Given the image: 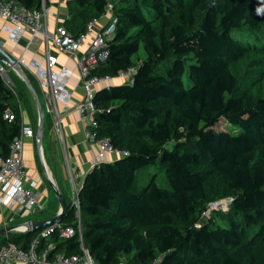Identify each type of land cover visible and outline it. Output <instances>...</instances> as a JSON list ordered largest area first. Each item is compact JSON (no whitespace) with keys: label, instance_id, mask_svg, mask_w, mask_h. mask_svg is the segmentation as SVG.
<instances>
[{"label":"trees","instance_id":"trees-1","mask_svg":"<svg viewBox=\"0 0 264 264\" xmlns=\"http://www.w3.org/2000/svg\"><path fill=\"white\" fill-rule=\"evenodd\" d=\"M15 1L36 10L41 2ZM67 8L62 25L77 37L106 12L116 19L91 75L135 71L93 96L97 136L126 154L92 167L78 186V216L70 203L60 223L80 220L94 264H264V0H67ZM10 79L12 87L0 75L3 157L28 103ZM226 198V210L203 215ZM38 233L10 232L0 247L27 249ZM36 249L49 262L81 251L77 234L57 232Z\"/></svg>","mask_w":264,"mask_h":264},{"label":"built area","instance_id":"built-area-1","mask_svg":"<svg viewBox=\"0 0 264 264\" xmlns=\"http://www.w3.org/2000/svg\"><path fill=\"white\" fill-rule=\"evenodd\" d=\"M46 0H41L39 9H28L15 0H0V19L6 21L2 27L7 37L12 41H18L26 33L39 39L44 44V56L42 60H26L23 55L14 57L23 70H29L35 78L40 89V100L44 113L50 117L51 129L59 144L65 147V138L62 125L63 112L68 111L72 91L68 86L71 73L65 67L58 66V56L53 54L47 46L50 41L56 53L68 56L75 60L78 74L82 82L83 94L74 106L79 114L80 121L84 124V137L93 141L99 148L98 158L93 161V166L104 160L105 153L126 154L113 148L109 138L98 137L95 128L98 126L96 114L100 111L93 103V96L98 88H109L114 84L116 77L91 75V69L102 62L108 56L107 41L112 36L116 19L112 18L99 31H93L96 20L86 25L85 31L78 37L69 32L63 25L50 30L46 20ZM81 47H85L81 54H77ZM8 69H13L0 61V75L8 86L13 85L8 75ZM134 68L120 72L117 76L121 82L131 80ZM17 73V72H16ZM8 76V77H7ZM20 76V75H19ZM20 116L22 119L19 133L10 143V152L7 157L0 155V206L16 207L18 211L39 213L44 210L45 204L39 201L36 191L37 183L26 175L24 162L25 138H37V125L26 121L23 104L20 103ZM9 120L13 119V113L5 114ZM38 123V122H37ZM71 177V169L67 167ZM72 206L75 207L77 216L79 211L78 185L71 179ZM230 198L215 201L209 204L205 217L213 210H226ZM12 218L4 223V228L15 226V230L26 231L24 223L14 224ZM53 232H57L62 238H70L77 234L81 251L78 254L64 256L57 255L49 262L46 259L47 250L37 252V244L41 238H48ZM15 262L25 264H94V259L83 244L82 227L77 219L76 226H64L61 223H53L39 231L35 239L27 249H22L12 243L0 247V264H13ZM149 264H157L152 261Z\"/></svg>","mask_w":264,"mask_h":264},{"label":"crops","instance_id":"crops-1","mask_svg":"<svg viewBox=\"0 0 264 264\" xmlns=\"http://www.w3.org/2000/svg\"><path fill=\"white\" fill-rule=\"evenodd\" d=\"M67 17V0H47L46 20L51 31L54 30L55 27L62 25ZM112 18L110 12L104 13L94 22L92 27L93 31H99ZM5 22L4 19H0V47L13 57H20L23 55L26 60H42L45 50L44 44L41 43L39 39L32 37L30 33H26L17 42L10 40L2 27ZM47 44L49 50L58 56V66L65 67L71 73L68 86L72 91V97L71 101L68 103L70 107L68 111L63 112L62 119L65 150H63V147L59 144L53 132L54 139L47 138L44 140V136L42 137L41 146L44 150V158L48 165V172L51 174L49 178L44 168L43 161H40L36 139L25 138V172L27 176L36 181V191L39 195V201L45 204V208L43 211L39 212L38 215H35L27 211H18L16 207L9 208L7 206H0V228L4 227L6 221L7 225H10V223H8L9 218L13 219L11 223L20 224L18 221H23L21 223L25 224V222L33 219H45L58 213L60 205L48 184V179L59 187L66 202L70 204L72 202L71 179L79 186L84 176L92 169L93 161L98 158L99 148L95 142L87 140L84 137V124L80 121L79 114L74 109V106L83 94L82 82L78 74L75 60L56 53V49L50 41H48ZM84 49L85 47H81L77 54H81ZM27 71L30 73L29 70ZM117 83H121V79L118 77H116L114 81V84ZM23 108L25 110V120L34 121L37 125L38 119H34L32 109L27 107L26 110L24 104ZM52 133L50 136H52ZM117 156L116 153H105L104 160L101 162L114 161ZM67 167L71 169V177L68 175ZM51 246L52 243L49 244V248ZM13 264L25 263L15 262Z\"/></svg>","mask_w":264,"mask_h":264},{"label":"water","instance_id":"water-1","mask_svg":"<svg viewBox=\"0 0 264 264\" xmlns=\"http://www.w3.org/2000/svg\"><path fill=\"white\" fill-rule=\"evenodd\" d=\"M0 53H1L0 61L3 64L8 65L11 68H13V70H15L20 75V77L25 82L28 90L30 91L34 99V103L36 105L37 114H38V123H37V128H36V137H37L36 141H37V151L39 153L40 145H41L42 137H43V123H44V111L42 108L40 97L35 87L33 86L32 82L27 77L25 71L17 63L16 59L13 56H11L9 53H7L4 49H2V47H0ZM39 157L41 161L42 160L41 155ZM48 184L51 187L57 201L59 202L60 209L58 213H56L55 215L51 217H48L45 219H33V220L25 222L26 230L32 229L35 231H40L43 228L50 226L53 223H60L62 221L63 215L66 213L68 208H71V205H69L66 202L65 197L63 193L61 192V190L59 189V187H57L55 183H53V181H51L50 179H48ZM14 229H15V226H8L6 228L4 227L0 228V235H7L10 232H12Z\"/></svg>","mask_w":264,"mask_h":264},{"label":"rangeland","instance_id":"rangeland-1","mask_svg":"<svg viewBox=\"0 0 264 264\" xmlns=\"http://www.w3.org/2000/svg\"><path fill=\"white\" fill-rule=\"evenodd\" d=\"M1 46V45H0ZM142 58H144V54L142 53V52H140L139 54H138V57H137V59H142ZM10 70V71H9ZM8 71L10 72V74H9V76L12 78V80L14 81V84H15V88H16V90L19 92V93H21L22 92V95L20 96V99H22V100H24L25 99V101H26V98H28V100H27V102L28 103H26V104H24V106H25V108H26V110H27V107L29 106L30 107V109H32V111H33V117H34V119L36 120V119H38V114H37V109H36V105H35V103H34V99H33V97H32V95H30L29 93H28V89H27V86H26V84H25V82L22 80V78L19 76V74L18 73H16V71L15 70H13V69H8ZM25 71V70H24ZM185 77H184V79H185V84L186 85H188L189 84V80H188V78L186 77V72H185V75H184ZM9 77V78H10ZM39 95H40V92H39ZM44 120H45V128H44V140H46L47 138H51V139H54V136H53V133H52V129H51V125H50V117L48 116V114L45 112L44 113ZM52 133V136H50V134ZM44 150H43V147L40 145V155H41V158H42V161H43V165H44V168H45V170H46V172H47V174H48V177L50 178L51 177V174L48 172V165H47V163L45 162V158H44V152H43ZM23 159H25L24 157H23ZM157 175H158V178H157V180H156V182L158 183V184H161L162 182H164V179H162L163 177L161 176V170H159L158 171V173H157ZM147 180H145V182H146ZM165 182H166V180H165ZM164 182V183H165ZM212 209H211V211L213 210V206L211 205L210 206ZM211 211H210V213H211ZM210 213L208 214V216L210 215ZM39 213H35V215H38ZM34 215V216H35ZM212 215H214V216H216L215 218L216 219H218L217 221H220V219H219V216L217 215V213L214 211L213 213H212ZM18 222H23V221H18ZM13 231H23V230H21V229H19V230H13ZM12 231V232H13ZM0 238H1V235H0Z\"/></svg>","mask_w":264,"mask_h":264}]
</instances>
